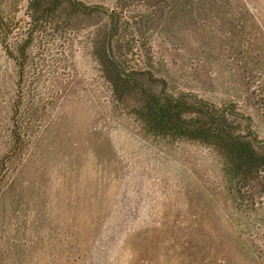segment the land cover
I'll use <instances>...</instances> for the list:
<instances>
[{
    "label": "rangeland",
    "instance_id": "1",
    "mask_svg": "<svg viewBox=\"0 0 264 264\" xmlns=\"http://www.w3.org/2000/svg\"><path fill=\"white\" fill-rule=\"evenodd\" d=\"M28 1L2 0L4 17L28 27ZM228 1L244 16L264 70V0ZM178 24L154 37L155 56L186 90L218 105L237 102L264 140V113L226 64L208 56L216 35ZM66 55L52 99L32 88L23 99L21 149L5 162L0 185V264H264V200L257 213L238 210L214 155L154 141L112 118L94 63L75 41ZM17 75L0 48V163L15 146Z\"/></svg>",
    "mask_w": 264,
    "mask_h": 264
},
{
    "label": "trees",
    "instance_id": "2",
    "mask_svg": "<svg viewBox=\"0 0 264 264\" xmlns=\"http://www.w3.org/2000/svg\"><path fill=\"white\" fill-rule=\"evenodd\" d=\"M1 4L0 48L17 67L18 82L15 146L0 163V185L5 162L21 149L17 119L27 89L49 102L68 72L66 52L75 41L95 65L112 118L131 122L154 141L207 150L219 160L237 209L257 213L264 200V140L252 118L237 102L218 105L186 90L153 46L158 33L180 30L179 21L192 32L212 31L218 41L208 56L226 64L242 94L264 113V70L248 43L244 16L228 0H116L114 9L81 0H29L28 27L7 20Z\"/></svg>",
    "mask_w": 264,
    "mask_h": 264
}]
</instances>
